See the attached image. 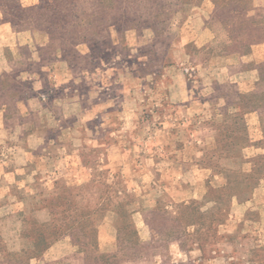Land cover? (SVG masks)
I'll use <instances>...</instances> for the list:
<instances>
[{"label": "rangeland", "instance_id": "374dc122", "mask_svg": "<svg viewBox=\"0 0 264 264\" xmlns=\"http://www.w3.org/2000/svg\"><path fill=\"white\" fill-rule=\"evenodd\" d=\"M162 1L167 5L166 21L121 31L110 26L108 39L106 34L95 36L94 25L87 23L102 13L77 7L78 17L67 29L50 33L7 3L18 24L17 49H6L2 59L29 54L43 64L60 40L83 34L91 44L76 45L80 52L114 46L106 54L108 61H95L90 67L99 69L70 79L61 93L64 99L57 100L56 112L67 128L48 157L33 158L30 179L44 189L47 208L36 212L39 220H27L26 237L15 246L24 245L21 263L16 264H43L44 258L49 261L66 252H82L86 264H264V180L254 187L242 185L244 197L233 198L218 220L207 219L213 221L211 230L200 239L193 235L181 237V242L172 240L173 234L159 235L145 222L159 206L174 211L177 203L192 200L208 206L209 185L223 187L227 182L222 166L237 167L244 179L256 167L264 175V127L258 112L245 115L248 141H219L224 126L215 117L218 95L210 82L221 77L223 65L205 72L194 60L196 47L205 40L204 21L216 0H199L194 8L192 0ZM248 1L254 5L248 10L252 13L260 0ZM36 2L20 0L25 6ZM132 9L128 7L123 17ZM10 210L9 205L1 207L0 214ZM49 218L65 232L49 236L45 247L40 241L35 249L41 221ZM128 223L146 248L135 252L129 247ZM6 226L13 224L8 220ZM13 233L10 229L8 239L0 237V264H7ZM51 246L56 250L48 254ZM39 248L44 249L37 254Z\"/></svg>", "mask_w": 264, "mask_h": 264}, {"label": "crops", "instance_id": "0c3cea01", "mask_svg": "<svg viewBox=\"0 0 264 264\" xmlns=\"http://www.w3.org/2000/svg\"><path fill=\"white\" fill-rule=\"evenodd\" d=\"M191 7H196V4L192 3ZM252 13L255 18L264 20V0ZM204 25L201 36L205 40L196 47L194 60L205 72L223 65L219 74L221 77H213L210 82L212 92L216 90L218 95L215 98L218 100L215 117L220 120L239 110L237 104L241 95L259 88L264 90V81L260 80L258 71V65L264 62V51H261L264 50V39L252 30L234 40L222 20L210 14ZM17 34L12 23L4 18L0 7V208L7 205L11 208L10 213L0 214V228L6 239L9 238L7 231L12 229L14 249L21 247L19 244L15 247L21 241L19 222L8 219L13 224L8 227V220L2 221V217L12 215L19 218L21 211L29 213L43 195L44 189L30 179L35 172L32 161L33 158L48 157L50 149L61 143L57 137L66 131L67 121L56 112L57 100L64 99L62 94L70 79L75 76L85 78L87 73L99 69L90 67L95 61H108L103 55L87 58L85 52H80L76 57L79 62L70 65L65 58L66 53L60 48L52 51L42 61L43 64L29 54L2 59L6 49L16 51L14 39ZM238 42L246 50H232L234 43ZM33 63L37 64V68L32 67ZM61 73L70 74L69 79L59 78ZM11 76L16 80L10 81ZM257 112L259 124L264 127V108ZM61 146L63 148L64 144ZM172 246L177 248L178 244L172 242ZM55 250L51 246L47 252L51 254ZM44 259L43 264H86L82 252H66L51 256L49 261Z\"/></svg>", "mask_w": 264, "mask_h": 264}, {"label": "trees", "instance_id": "16d2710c", "mask_svg": "<svg viewBox=\"0 0 264 264\" xmlns=\"http://www.w3.org/2000/svg\"><path fill=\"white\" fill-rule=\"evenodd\" d=\"M179 1L180 0H178V2ZM198 2L199 0H192V3L197 4ZM7 3H11L10 5H12V8L14 7L23 16L33 20L34 23L37 22L36 24L39 28L50 33H57L60 30L63 31L65 28L67 29V26L73 23V19L78 17L77 7L89 13H102L103 16L98 18L97 21L94 20L93 23L92 21L87 23L88 25H94L95 36L98 35L97 37L99 38L103 34H106L107 37L104 38L107 39L109 38L108 36H110V26H114L118 31L131 28L138 29V27H143L144 25L155 27V25L163 23L167 19L164 15V9L167 5L164 4L162 0H37L35 4L29 6L23 5L20 3V0H5L0 3V7L4 11V18L10 21L16 29L18 28V24L11 16L10 7L7 6ZM188 3L189 2H187V4ZM214 3V9L210 16H216L222 20L231 38L237 40L243 33L255 30L260 39H264V20L255 18L253 13H248V10L254 6L251 5L252 2L249 3L248 0H216ZM187 4L184 5L186 6ZM130 6H133L132 11H130L131 15L128 14V16L123 17L127 12L125 10ZM178 8L183 9L180 6ZM255 8L256 7H254L253 10ZM180 9H178V11ZM122 11H125V14L122 13ZM118 13L121 16L118 17ZM82 42L91 44L87 35L83 34L82 36H73V38L68 41L60 40V43H58L51 52L60 48L62 52L66 53L64 55L68 63L74 65L73 60L75 63L79 62L76 57L80 53L75 46ZM113 48L114 46L111 44L104 46L100 51L91 48L89 52L86 53L85 57L93 58L103 55V57L106 56L105 58L108 59L106 54L109 52V49L112 50ZM232 50L242 52L246 49L238 42L234 43ZM258 71L260 80L264 81V62L258 65ZM259 89L261 90V88ZM260 90L257 89L254 92L241 95L237 104L239 110L234 112L231 116L227 115L229 117L226 116L220 119L222 123L219 124H223L224 129L218 133L219 141H232L236 138L248 141V133L245 131L246 127L243 125V122L245 121L246 113L264 108V90ZM237 169V167L229 169L228 167L222 166L221 173L227 177V182L223 187L209 185L206 192V202L209 203L208 206L202 205L195 200L177 203L174 211H171L168 205L159 206L154 211L151 218L145 219L146 224L153 232H157L159 235L173 234L172 240H177L179 242H181V237L183 236L184 238H189L194 235L197 239H200L203 234L211 230L213 221H211V223L206 222L207 219L213 218L215 221L218 220V216L226 213L230 209L229 205L233 198L241 200L244 197V193L241 189L242 185L246 184L248 187H254L258 185L261 180H264V175L259 174L257 167L248 179H244L242 177V172ZM227 171L230 173H228V175L226 173L225 175ZM252 191L253 188L249 192V195H252ZM46 196L45 194L44 197L42 195L37 199L35 207L29 213L21 211L19 218L13 217L12 215H5L2 217V221L10 219L12 222H19V235L22 240L23 237H26L25 232L27 228L25 224L27 220L31 217L38 219L36 212L44 210L46 207L44 205V200L47 198ZM50 218L46 221H41L42 228L38 229L36 233L38 240L36 239V242L34 241L35 249H37L36 246H39L41 242L45 247L49 236L57 238L65 232L64 227L51 224V222H49L51 220ZM157 220L161 221L157 222ZM192 226L193 231H188ZM125 230L126 237H128L127 241L130 242V239L132 241L129 247L135 252L148 246L147 243L139 240L138 231L133 228L132 223H128ZM0 237L6 239L1 232V228ZM125 247H128V245H125ZM23 249L24 245L22 244L19 249H14L8 245V259L6 263L16 264L18 260H21V255L24 253ZM43 249L44 248H39L36 253L39 254L38 252ZM18 263L21 262L18 261Z\"/></svg>", "mask_w": 264, "mask_h": 264}]
</instances>
